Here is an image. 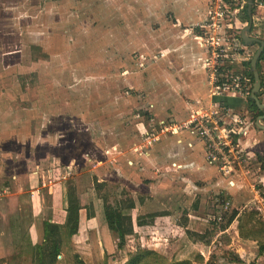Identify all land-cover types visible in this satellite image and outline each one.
<instances>
[{
    "label": "rangeland",
    "instance_id": "374dc122",
    "mask_svg": "<svg viewBox=\"0 0 264 264\" xmlns=\"http://www.w3.org/2000/svg\"><path fill=\"white\" fill-rule=\"evenodd\" d=\"M157 4V0H0V199L20 191L31 193L35 185L40 203L46 205L50 185L58 183L52 187L59 192L62 182L64 191H72L73 200L79 194L99 200L105 219L106 206L112 213L119 210L124 215L127 234L121 251L108 253L101 235L94 241L74 238L67 249L70 264L76 261L75 250L84 252L81 255L87 264H123L139 248L157 250L171 262L264 264L259 242L240 234H246L258 218L264 219L263 196L248 202L243 201L246 196L242 199L246 193L253 197L252 188L264 194V177L259 174L264 159L259 155L246 149L249 156L244 163L251 168L248 176L253 177L248 185L230 188L229 184L228 190L219 187L208 192L210 178L193 172V166L169 169L167 161L162 165L165 168L154 169L158 173L154 178L171 179L168 192L156 197L144 191V181L152 179L144 177L141 155L182 132L201 139L184 125L187 119L177 118L169 109L171 102L162 103L159 111L148 110L153 107L152 91L157 87L145 86L144 79L158 69L163 55L155 44L157 34L151 30H156L159 22L155 17L164 10ZM254 5V14L260 15L264 0H254ZM147 10L153 13V20L147 18ZM243 20L246 27L249 17ZM256 34L264 40V31ZM258 47L255 42L248 51L250 60ZM166 108L169 112L160 115ZM225 108L227 119L243 113ZM244 113L250 117L245 124L248 132L263 128L261 114L257 118ZM160 120L180 127L175 133L161 132ZM146 138L152 139L148 150H144ZM248 139L246 135L244 141ZM205 162L211 164L207 157ZM176 171L180 176L173 174ZM242 171L238 168L236 173L243 176ZM146 187L151 189L149 184ZM144 198L149 210L145 214ZM226 200L230 204L224 209ZM8 202L0 205V233L8 234L0 241L1 254L8 257V264H39L38 245L44 239L18 230V202ZM22 203L29 205L27 196ZM242 203L246 205L241 207ZM220 211L222 222L217 219ZM251 211H258L252 219ZM144 221L152 224L144 227ZM30 258L33 263L28 262Z\"/></svg>",
    "mask_w": 264,
    "mask_h": 264
},
{
    "label": "crops",
    "instance_id": "0c3cea01",
    "mask_svg": "<svg viewBox=\"0 0 264 264\" xmlns=\"http://www.w3.org/2000/svg\"><path fill=\"white\" fill-rule=\"evenodd\" d=\"M207 2V0H157V8L160 9L162 7L164 9L162 15L155 17L156 19L158 18L157 20L159 25L156 27V30H153L151 26H148L147 28L150 27L152 28V31L156 32L157 41L155 44L158 46V50L163 52V55L159 58L160 60L157 64L158 69L151 70L152 75H150V77L154 79H151L150 77L147 80L144 79L145 86L149 88L157 87V90L152 91V94L155 93V96L152 95L154 99L151 97V100H153V107H148V110H150L149 112L152 110L154 111L155 109L158 110L162 103L171 102L168 104L170 105L169 109L174 112L177 118L179 117L180 119L185 120L188 119L192 109L196 110L203 108L208 110L212 108L216 102L220 101L229 107H232L238 111H242V114L245 116V118L250 120V117H247L244 111L249 113L252 117H255V113L254 111H251L247 100L244 101V98L241 95L230 92L224 94L223 96L211 95V84L208 80L207 71L203 66V61L207 51L202 44L201 39L199 38L200 30L198 28L199 23H201L206 18L208 5ZM261 8L263 9H261L262 11H259L260 15L253 14L255 25L252 26L251 29L253 30V35H250L248 32V35L250 36L258 37L256 33H261L264 31V21L259 22L261 19L264 20V6ZM145 14L147 15V18L149 17V20H153L152 12L147 10L145 11ZM257 20L258 23L256 22ZM243 29L244 27L241 29L240 33H242ZM151 30L148 29L146 32L148 33V31ZM254 43L255 42L252 44H247V49L249 52L254 48ZM147 46L151 47L152 45L149 43ZM261 63H263V61H261ZM234 69H243V63L238 60V62L234 64ZM262 69L263 77L261 78L264 82V66ZM148 71H150V67ZM261 96H264V90L262 94H258L259 99ZM260 101L264 103V99H260ZM240 106L241 109H238ZM262 110L264 111V109ZM168 112L169 111L167 109L166 111H163L164 114L161 113L160 115H166ZM147 122L146 128L148 126ZM256 130L257 129H250L249 132L247 131V136L250 139H248V142L244 141L245 136L242 135V143L245 149H248L250 152L254 153V156H262L264 155V128H260V130L257 131ZM144 145L145 150H148L146 142ZM206 157V144L202 139L194 138L186 132H182L179 135L169 136L163 142L158 143V145L149 149L147 154L144 153V155H141V164L144 167V177L152 179V181L149 182L144 181V191H151V194L158 197L169 189L171 179H167L165 177H161L160 179L154 178L155 174L156 177L158 176V173H155L154 169H158V167H162V165L167 164L164 163L167 161H169V169L173 168L172 166H176L175 168L181 165H188L190 167L193 166V172L197 170L198 173H203L202 175L204 177L206 176L210 178L209 182L207 183L208 187L205 189L208 190V192L213 188L217 189L219 187L223 188V190H228L227 188L229 184L231 185H229L230 188L237 187L241 183H244L245 185L251 184L253 177L248 176L251 173V168L247 167L246 170L244 169V171L241 172L243 176H240L241 174L236 173L227 180L221 174H218L219 171L216 167V164H206ZM160 160H162L163 163L160 162ZM258 161L260 160L258 159ZM202 165L204 168L203 170L200 169ZM259 166L260 165L258 162V167ZM162 168H165V166ZM259 172L261 177H264V168H260ZM37 173L38 172L35 171V174ZM173 174L180 176L181 172L176 171ZM15 177L16 184L19 185L18 176ZM230 179L233 180L232 183H230ZM176 182L177 181H174L173 183ZM61 183L62 182H60L59 185L61 186L59 192L58 190L53 191V187L58 183L52 184L53 187L50 185L52 188H50V196H48L50 201L48 198L46 205L40 203L41 197L37 195L36 192H39V190L35 189V185L33 188L34 190H32L31 193L20 191L16 192L17 194L15 195L1 198L0 205L6 201L8 202V199L18 202V207H15L17 217L19 219L17 228L22 232H29L31 234L33 232V234L36 235V239H44V226L41 222L46 216H48L46 217L48 221L58 224L60 252L54 264L71 263L67 257V249L69 248L70 244L73 246L72 242L74 238L80 242L85 241V239L87 241V238H91V241H94L99 240L101 235L103 249L107 250L108 253L121 251L122 248L118 247V237H116L115 234H112V230L109 228L108 222L105 219V213L99 209V200L97 201L94 197H84L82 194L74 196L73 200L72 195L68 194L67 191H64L65 188L63 185H61ZM146 183L147 185L149 184L151 189L146 187ZM165 183L166 186H162V184ZM251 194L253 197L249 198L251 195L246 193V195L242 197L243 199L246 196L243 201L248 202L250 199L254 200L255 198H258L259 200L262 199V195L255 188L251 189ZM26 196L28 197L29 205L25 206L24 203H22V200L23 197ZM6 198L8 199L6 200ZM235 199L237 200L236 197ZM244 205L246 204L242 203L241 207ZM72 207L78 208V231L73 234V236L71 234V237H69V217L70 208ZM147 207L148 206L145 204L144 214L149 211ZM241 207L238 206L237 210H240ZM259 208L262 209L261 207ZM26 210H28V213L23 212ZM237 214L239 213L237 212ZM237 214L236 218L232 221L233 223L237 219ZM134 219L133 217L131 219L132 227H134L133 222L136 221ZM24 223L27 225H24ZM147 223L149 222L144 221V227H148L149 224H152V222L149 224ZM0 231H2V227H0ZM10 231L14 230L12 229ZM1 233L0 241L3 238H7L8 235L5 233L6 236H3ZM74 252V259H76V255H79V258L83 260V263L87 264L81 255L83 254L84 256L83 251L75 250ZM1 253L2 252H0V264H8V257L2 255ZM28 262L33 263V258ZM72 264H76V261H72Z\"/></svg>",
    "mask_w": 264,
    "mask_h": 264
},
{
    "label": "built area",
    "instance_id": "2783aa9c",
    "mask_svg": "<svg viewBox=\"0 0 264 264\" xmlns=\"http://www.w3.org/2000/svg\"><path fill=\"white\" fill-rule=\"evenodd\" d=\"M207 1L206 18L199 23L198 28L199 38L207 51L203 66L208 73L211 95L223 96L230 92L246 98L252 92L251 60L240 31L246 24L243 18L248 16V0ZM238 60L243 63V69L235 72L238 70L234 69V64ZM225 106L219 101L208 110L192 109L184 125L205 141L208 161L218 165L226 177H231L238 168H247L244 162L249 155L245 154L242 143V135H247V127L243 114L235 113L227 119ZM159 123L163 124L159 128L161 132L171 130L175 133L180 127L178 124H168L166 120H160ZM151 142L152 139L146 138V146ZM140 148L143 147L140 145ZM229 204L230 201L226 200L222 207L227 209ZM217 219L222 222L221 211Z\"/></svg>",
    "mask_w": 264,
    "mask_h": 264
},
{
    "label": "trees",
    "instance_id": "16d2710c",
    "mask_svg": "<svg viewBox=\"0 0 264 264\" xmlns=\"http://www.w3.org/2000/svg\"><path fill=\"white\" fill-rule=\"evenodd\" d=\"M255 5L253 6V14L255 10ZM264 60V50L261 53V56L258 61V69L260 66V62ZM260 71V69H259ZM250 75L252 77V80L254 81V74L252 70H250ZM262 89L257 93L260 94L264 90V82L262 80ZM247 102L249 104V108L251 111H254L255 116H258L262 114L264 111L259 108L256 101L251 97V95L248 96ZM262 159H264V156H260ZM69 194L72 195V191H69ZM264 198V194H262ZM258 211H251L249 214L250 218L252 219L254 213L257 214ZM106 219L108 222L109 227L114 232L116 236H118L119 241L118 245L120 248L123 247L127 231L125 227L123 226V222L125 221L124 215L121 214L119 210L112 213L109 211V207L106 206ZM242 219V218H241ZM78 208L72 207L70 208V217H69V228H70V234H75L78 231ZM241 222V221H240ZM239 227H243V225L240 224ZM241 230V229H240ZM240 234L242 236L251 237L255 240H257L260 244V250H264V219L258 218L257 222L251 226L250 229H248L247 233L244 234V232L240 231ZM40 256L39 264H54L55 260L60 252V245H59V226L58 224H55L51 221H46L44 224V241L39 246L38 245ZM45 257H47V260H45ZM76 264H83L81 259L79 258V255H76ZM123 264H192V261L190 259H183L178 261H168L167 258L159 253L157 250L150 249V248H139L135 253L131 254L129 259L124 262Z\"/></svg>",
    "mask_w": 264,
    "mask_h": 264
},
{
    "label": "water",
    "instance_id": "95a60500",
    "mask_svg": "<svg viewBox=\"0 0 264 264\" xmlns=\"http://www.w3.org/2000/svg\"><path fill=\"white\" fill-rule=\"evenodd\" d=\"M253 3L254 0H248V17L249 22L246 27L242 30L241 37L246 44H252L253 42H258L259 47L254 53L250 61L251 70L254 74V84L252 87L251 97L256 101L259 108L264 109V103H262L257 95L262 87V78L260 71L258 69V61L261 56L262 51L264 50V40L258 37L248 35V32L252 29L253 26ZM264 118V113L259 116V119ZM264 128V125H261Z\"/></svg>",
    "mask_w": 264,
    "mask_h": 264
}]
</instances>
